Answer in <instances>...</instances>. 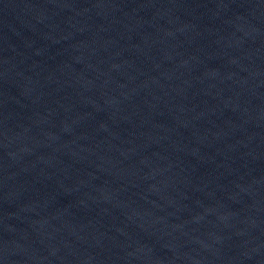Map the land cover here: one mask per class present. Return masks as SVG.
<instances>
[{"label":"water","instance_id":"obj_1","mask_svg":"<svg viewBox=\"0 0 264 264\" xmlns=\"http://www.w3.org/2000/svg\"><path fill=\"white\" fill-rule=\"evenodd\" d=\"M0 264H264V0H0Z\"/></svg>","mask_w":264,"mask_h":264}]
</instances>
